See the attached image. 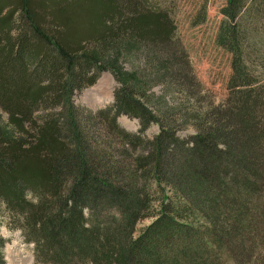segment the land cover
I'll return each mask as SVG.
<instances>
[{
  "label": "trees",
  "instance_id": "1",
  "mask_svg": "<svg viewBox=\"0 0 264 264\" xmlns=\"http://www.w3.org/2000/svg\"><path fill=\"white\" fill-rule=\"evenodd\" d=\"M224 14L236 53L229 97L197 110V133L183 140L137 99L131 78L110 108L74 103L119 46L172 54L170 83L195 99L158 0H0V111L11 128L0 130V206L35 245L36 264H264V84L248 63V49L264 48L255 33L264 0H229ZM122 116L140 130L122 128Z\"/></svg>",
  "mask_w": 264,
  "mask_h": 264
},
{
  "label": "rangeland",
  "instance_id": "2",
  "mask_svg": "<svg viewBox=\"0 0 264 264\" xmlns=\"http://www.w3.org/2000/svg\"><path fill=\"white\" fill-rule=\"evenodd\" d=\"M158 4L168 12L173 20L176 29L174 40L179 50H182L179 56L183 59V56L186 57L184 63L187 67L190 64L192 75L195 78V90L191 89L195 99H189L188 95L180 93L178 88L170 83L166 69L170 61L176 62L177 60L172 54L160 48L153 50L147 46L127 47L126 50L119 46L117 51L115 49L111 51L102 62L106 71L101 73L97 83L77 93L74 103L89 112L110 108L115 103V91L126 85L125 81L128 77L133 81L128 83V87L136 97L138 94L135 88L141 86L143 89L142 95L137 99L145 104L153 116L170 128L180 127L178 136L183 140H190L197 133L194 126L196 111H204L209 105L214 108L224 107L229 97L228 89L234 74L233 67L236 57V53L224 38V30L231 24L224 14L229 0H158ZM76 11L79 12L80 9ZM260 20L261 23L255 26V33L262 37L260 41L264 45V15L259 17L257 22ZM249 33L251 34L250 31ZM248 54L250 55L248 58L249 75H253L255 79L264 84V48L252 47L248 49ZM177 58L181 61V58L178 56ZM254 87L260 90L258 86ZM118 123L132 133L140 130L139 122L126 116L120 117ZM9 126L8 116L0 111V130L10 134ZM159 132V127L153 125L147 131V137L153 139ZM170 194L167 195L170 196ZM155 199L158 201L159 195ZM159 207V203L156 202L153 214H157ZM12 221V216L4 206H0V239L2 242L0 251L3 253L6 264H36L35 245L26 242L23 233L15 230L13 225L11 226ZM154 221V218H149L139 223L136 234H141ZM182 237V242L194 239L193 237ZM190 244L195 248L199 246L198 240H192ZM226 264L235 263L227 261Z\"/></svg>",
  "mask_w": 264,
  "mask_h": 264
}]
</instances>
